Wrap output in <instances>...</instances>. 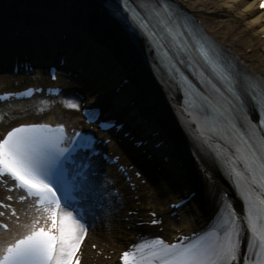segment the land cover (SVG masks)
I'll list each match as a JSON object with an SVG mask.
<instances>
[{"label": "snow or ice", "instance_id": "obj_1", "mask_svg": "<svg viewBox=\"0 0 264 264\" xmlns=\"http://www.w3.org/2000/svg\"><path fill=\"white\" fill-rule=\"evenodd\" d=\"M141 7H146L150 16L164 23L171 34L167 29L171 14L163 19L166 6ZM260 8L264 9V0H261ZM125 9L132 13L134 23L141 29L147 28L146 21L140 19L134 9H129L127 4ZM114 11L119 14L118 7ZM199 52L227 84V91L232 97L230 100L221 99L227 104L223 113L228 117L227 122L238 142L233 152L239 154L244 165L242 171L231 168L237 186L241 187L244 215H238L231 204L225 203L216 223L203 236L179 246L165 244L160 239L136 244L133 250L122 253V264H156L157 261L158 264H237L241 259L243 264H264V117L258 124L253 123L244 111L242 97L237 92V86L242 83L259 109L264 110V81L247 77L241 81L238 76L226 73L211 50L203 44ZM237 120L242 123V130L237 129ZM63 133V127L51 129L46 125H33L13 128L0 140V177H10L29 196L37 197L38 207L54 205L43 209L51 222L48 227H38L39 221L34 222L28 234L3 248L0 264H79V258L74 257L87 234V228L73 212L61 210V199L57 196L59 189L55 185L59 184L66 194L73 190L86 193V169L89 167L87 161L92 143L85 138L80 143L65 147ZM78 151L84 155L77 158ZM217 158H220L219 153ZM244 232L248 234L247 248L251 255L242 257L241 238Z\"/></svg>", "mask_w": 264, "mask_h": 264}, {"label": "bare ground", "instance_id": "obj_2", "mask_svg": "<svg viewBox=\"0 0 264 264\" xmlns=\"http://www.w3.org/2000/svg\"><path fill=\"white\" fill-rule=\"evenodd\" d=\"M2 1L3 3L0 7L3 10L1 13H4L5 19L22 17L23 9L21 6L25 5V11L28 15L32 14L31 10L34 12H43V18L45 19L44 23L49 25H53V22H57L58 19H64L69 33L82 24H84V27H88L91 32H93L91 26L93 28H98V25H100L101 27L94 31L96 36L90 33L89 38L87 37L88 41L85 40V46L87 45V48H90L100 55L97 62L103 59V63L94 70V73L96 74L98 72L97 74L99 75L103 68V73L109 71L107 80H109L110 85L99 91L96 103L106 96L111 88L116 86L117 82L120 80L118 76L119 73H127L134 78L137 89L130 88V86L124 88L123 92H121V98L125 97L124 101L122 99V101L117 102L112 112H117L124 108L132 98L137 97L136 93L140 91V95H143L144 101L142 104L140 103V105L137 104V107L125 116V118H129L134 112H139L131 128L137 126H140V129L148 128L145 130L146 132L141 134L140 138H145L149 135L151 129L158 130L163 139L169 142L174 148L173 150L179 151L177 148V137L179 136L178 133L181 132L180 128L175 125L174 119L169 121V119L163 117L162 114L165 112L160 106L158 96L151 91L147 76L142 73L143 70L141 66L138 68V65L134 61V55L129 53L130 49L127 43H130V45L138 50L140 57H146L143 53L145 51L141 39L133 38V40L130 41L125 33L120 28H118V30L115 29L109 20H102L101 23L96 24L97 21H94L93 18L98 17L100 14L104 13V11L99 9L98 5L87 0H0V2ZM172 1L180 7L186 8L193 17L199 19L206 27L207 31H209V33L217 39L219 44L222 45V48L226 47L237 53L246 67L255 70L264 78V37H262L264 33V21L262 20L264 11L257 9L258 0ZM34 3H37L39 7L34 6ZM49 5L51 7L48 8ZM46 9H48V11H46ZM76 13H79V15ZM77 16H79V20H77ZM93 37L102 41L106 47L103 49V47H99V44L96 45L94 42L92 43L91 38ZM101 46L104 45L101 43ZM117 47L121 49L120 52H117ZM246 50L249 51L246 53ZM112 53H114L115 56H113ZM119 61L124 62L122 63L123 66L117 63ZM112 66H115V69L110 72L108 68ZM103 73L101 72L100 74ZM190 149L194 155H189L185 152L180 154L184 157L186 165L188 167H193L194 163H197V165L203 167L206 174L210 176L215 175L216 172L211 164H209L199 152H196L193 148ZM155 200L156 205L154 208L164 211L162 201H158L157 196ZM202 213L200 209L195 211L197 216H195V219L192 218L190 224H188L190 228L201 223L205 219V215L207 214L202 215ZM119 227H121V224L117 223V228ZM119 231V233L113 232L111 235L99 233V247L104 251H115V248L121 245L119 241H123L125 235L128 234L127 231H123L121 228ZM129 233L131 234V232ZM104 238L107 239H105L103 246H101V242Z\"/></svg>", "mask_w": 264, "mask_h": 264}, {"label": "rangeland", "instance_id": "obj_3", "mask_svg": "<svg viewBox=\"0 0 264 264\" xmlns=\"http://www.w3.org/2000/svg\"><path fill=\"white\" fill-rule=\"evenodd\" d=\"M2 2H0V4H2ZM0 83H2L3 85H9L10 84V79L6 78V77H0Z\"/></svg>", "mask_w": 264, "mask_h": 264}]
</instances>
